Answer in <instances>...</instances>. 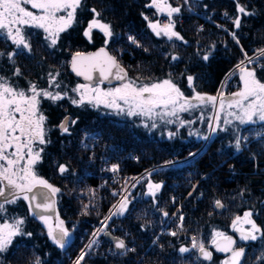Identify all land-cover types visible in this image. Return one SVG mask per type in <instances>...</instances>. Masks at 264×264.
<instances>
[{
    "label": "trees",
    "instance_id": "obj_1",
    "mask_svg": "<svg viewBox=\"0 0 264 264\" xmlns=\"http://www.w3.org/2000/svg\"><path fill=\"white\" fill-rule=\"evenodd\" d=\"M152 2L81 0L75 20L59 34L55 46H50L43 31L25 28L23 34L30 49L42 52L31 61V70L25 66L24 58L32 55H24L22 46L17 49L10 39L0 35V53L5 54L0 56V76L25 90L30 83L39 89L49 84L50 89L64 95L57 101L42 100L46 143L41 145V160L34 171L59 189L55 193L56 212L48 216L54 218L59 214L69 225L76 222L78 204L69 195L74 180L82 176V181L86 179L97 187L105 181L110 192L107 190L109 199L103 203L102 216L88 217L81 222L83 231L87 227L91 229V224H100L119 201L124 179L140 177L129 191L126 212L119 218L114 215V221L108 219L105 227L133 246L134 251L115 253L111 241L101 234V248L97 253L86 252L80 264H220L221 261L223 264V257L216 254L210 261H202L192 248L191 234H198L208 244L215 230H222L225 235L232 233L235 217L243 218L248 211L253 213L251 219L264 230V121L256 120L244 127L225 125L210 132L211 117L206 116L201 123L198 120L200 114L211 115L207 104L183 113V126L173 122L153 129L148 119L141 116L110 112L103 105L93 107L87 102L82 105L72 102L79 99L73 92L79 80L70 74L69 61L77 51L105 45L114 55L110 45L122 43L126 47L121 55L123 63L114 56L128 67L127 80L150 84L171 78L185 96L193 97L196 94L217 96L224 78L238 72L244 66L240 64L245 57L256 58L264 50V0H187L186 3L179 0L181 10L169 22L182 39L171 40L163 33L156 35L151 28L150 22L162 27L158 21L161 6H151ZM239 7H244L248 14L239 13ZM93 9L100 14L101 22L111 26V37H105L97 29L93 30L91 40L84 35L89 22L97 18ZM237 17L241 21L239 28L233 23ZM12 52L16 55L9 58ZM258 60L251 67L256 69V78L264 83V56ZM16 69L20 75L14 74ZM50 73L58 74L55 83L50 80ZM188 76L193 77L191 85ZM121 84H102V87L115 88ZM67 114L71 115V121L67 132H61L58 125ZM145 123L149 126L144 127ZM175 131L176 135L167 137V132ZM85 132L89 136L83 139ZM243 135H254L257 139L249 142L250 147L240 144L237 149L236 141ZM205 136L208 138L204 139ZM102 156L109 157L117 166L115 179L100 168ZM61 165L67 169L63 173L59 171ZM149 184L161 185L159 191L152 189L154 196L149 193ZM173 195L176 200L171 203ZM132 196L138 199L136 204L129 200ZM216 201L223 204L221 212L216 209ZM140 203L155 209L156 215L151 218L146 215L148 212L133 214V210H139ZM4 208L0 223L11 224L22 219L21 230L25 234L13 237L8 249L0 253V264H36L37 261L73 264L85 242L79 248L73 249L74 245H70L62 251L48 234L42 233V215L32 210L30 201L19 198L14 203H6ZM178 213L183 217L181 226H178ZM159 215L165 225L160 220L157 222ZM111 221L116 227L109 228ZM160 225L176 230V235L162 233ZM182 247L189 251L180 252ZM252 251L264 256V237L250 243L246 256ZM258 264H264V259Z\"/></svg>",
    "mask_w": 264,
    "mask_h": 264
},
{
    "label": "snow or ice",
    "instance_id": "obj_2",
    "mask_svg": "<svg viewBox=\"0 0 264 264\" xmlns=\"http://www.w3.org/2000/svg\"><path fill=\"white\" fill-rule=\"evenodd\" d=\"M27 6L38 10V12L34 13ZM80 6L81 0H0V35L10 39L17 49L22 46L24 49L31 51L22 30V26H28L42 29L47 34L45 39L50 41V46H55L59 34L71 27L75 20L76 10ZM151 6L159 7L157 0H153ZM92 11L97 18L90 21L84 35L91 40L93 30L98 29L105 37H111V26L98 19L100 14L95 9ZM179 11L178 7L172 8L169 6L168 16L171 17L172 13ZM238 11L242 14H248L244 7H239ZM59 13H66V15H59ZM233 23L236 28H239L240 18L237 17ZM150 26L158 36L163 33L169 40L173 37L182 39L178 33L172 30L171 22L162 27L157 23L150 22ZM157 29L159 30L157 31ZM133 43H136V41L133 40ZM3 55L5 54L0 53V56ZM8 55L11 58L16 55V52ZM101 56L104 57L103 60L98 59ZM259 56H264V50H261L256 58H249L244 67H240V79L243 82L242 89L234 93L227 101L221 96L217 105L218 98L216 96L200 94L193 97L185 96L171 78L150 84H137L135 81L126 80L124 70L104 48L90 56H83L78 52L71 62L72 71L88 81L93 79L92 72L98 71L101 79L94 87L92 85H79L73 89L74 92L79 93V99H74L72 102L77 105L87 102L93 107L103 105L117 114H125L130 117L143 116L149 120L153 116L160 117L161 120L165 117H176L179 120L178 113L187 112L211 103L217 113L212 123L208 125L212 132L220 127L219 113L221 112L225 116L233 117L240 124L255 123L256 120L264 121V83L256 78V69L248 67V65L256 63ZM203 58L207 60L208 56ZM173 59L177 58L173 57ZM85 61L88 63H85ZM113 68L116 69L115 73L112 71ZM14 74L20 75L21 73L19 69H16ZM55 75L58 74H49L52 83H55ZM109 77L124 82L118 87L104 90L99 85L109 80ZM187 79L191 85L193 77L188 76ZM56 87H59V85H56ZM40 97L52 101L64 98L58 92L53 93L45 89H38L35 83H30L27 90L19 88L7 78L0 76V198H3L0 201V213L5 211L4 205L6 203H14L19 198L30 201L31 207V202L35 201L37 196L40 197L41 202L36 203L35 208L44 213L49 212L51 211V195L59 191L58 188L53 187L46 180L39 178L34 171L35 165L41 160V152L43 151V149L36 148L35 145L46 143L45 116L40 114L38 109ZM165 122L170 124L174 121L168 119ZM232 122V120L227 119L224 121L225 124ZM179 123L183 126L184 121L180 120ZM148 126L147 123L144 124V127ZM155 126V121H153L152 127ZM61 127L65 132L68 130L66 124L61 125ZM172 135L174 133H169V137ZM207 138V136L204 137V139ZM236 147L237 149L240 147L239 140L236 141ZM66 170L65 166H59L61 173ZM117 170V166H113L112 171ZM37 186L49 191L35 192L34 189ZM160 187V184H149V193L154 196L155 193L152 189L159 191ZM21 194L23 195L21 196ZM127 203L128 201L125 198L114 214L122 215L127 210ZM215 206L222 208L223 204L216 201ZM164 215L167 216V213L165 212ZM252 215L251 211L245 212L243 218L237 216L232 223L233 230L239 233V239L242 241H255L260 237H264V230L251 219ZM40 218L44 223H49L50 217L42 215ZM180 219L182 220L183 217L181 216ZM23 223L22 219H17L11 224L0 223V253L8 249L13 237L25 234L21 230ZM242 224H248L250 228L238 227ZM171 234L176 235L175 232ZM26 235H30V233H26ZM48 235L55 243L63 247L65 237L68 235L67 230L63 228V221H60L58 232L49 224ZM235 243L236 241L231 236H227L223 232L215 233L212 245L215 246L217 251L230 254L224 264H241L244 249L242 247L239 249L234 248ZM114 246L116 249L134 251V249L127 248L125 241L122 239H116ZM192 248H198L199 253L205 260H211L212 253L206 250L203 243L198 244L195 238L192 239ZM187 251H189L188 248H180V252ZM84 256L85 253L82 252L77 264H80ZM261 258L264 259V256ZM36 264H39V261Z\"/></svg>",
    "mask_w": 264,
    "mask_h": 264
},
{
    "label": "rangeland",
    "instance_id": "obj_3",
    "mask_svg": "<svg viewBox=\"0 0 264 264\" xmlns=\"http://www.w3.org/2000/svg\"><path fill=\"white\" fill-rule=\"evenodd\" d=\"M183 1V3H186V1L187 0H182ZM157 4L158 5H160L161 6V9L159 10V19H158V21L161 23V25L163 26V25H165V24H167L168 22H169V20L170 19H172L173 18V16L176 14V13H172V15H171V17H169L168 16V7L170 6V7H172V8H176V7H178L180 10H181V6H180V3H179V0H157ZM28 8H29V10H31V11H33L34 13H37L38 12V10H36V9H31V7L30 6H27ZM59 15H66V13H59ZM170 18V19H169ZM101 21V20H100ZM90 23V22H89ZM89 25V24H88ZM36 29H38V28H36ZM39 30H41V31H43L42 29H39ZM98 30V29H97ZM158 31V30H157ZM44 32V31H43ZM44 34H46L45 32H44ZM47 35V34H46ZM88 38V37H87ZM116 40V39H115ZM28 41V40H27ZM28 43H29V41H28ZM30 44V43H29ZM110 48L115 52L114 53V55L116 56V57H118L119 59H120V61H122L121 60V55H123V53H124V50H125V46L124 45H122V43H119L118 45H116V46H113V47H111V45H110ZM39 54V56L41 55V53H38ZM255 57V56H254ZM254 57H247L248 59L249 58H254ZM245 59V58H244ZM243 59V60H244ZM259 60L257 59L256 60V63L258 62ZM122 63H123V61H122ZM256 63H254V64H256ZM254 64H251V65H248V67L250 68L251 66H253ZM125 68H128L126 65H124V64H122ZM240 65H244L245 66V64L244 63H241ZM243 66V67H244ZM251 68H254V67H251ZM236 73H237V75H236ZM236 73H234V74H231V75H229V77H225L224 78V80H223V82H222V84H221V87H220V89H219V91H218V94H217V105H218V103H219V98L221 97V96H223V98L225 99V101H227L228 100V98H230V97H232L233 96V94L234 93H236L237 91H239V90H241L242 89V86H243V82L241 81V79H240V68L238 69V72H236ZM235 75L236 76H238V79H234L235 78ZM16 82L19 84L20 83V81L18 80V79H16ZM237 85H239L238 87H237ZM29 86V85H28ZM79 85H77L75 88H77ZM100 86V85H99ZM50 87V85L48 84L47 85V87H44L43 89H45V90H48V91H51V92H53V93H57V92H55V90H53V89H50L49 88ZM102 89H104V90H107V89H109V88H103L102 86H100ZM230 87H233L232 88V90H230L229 91V88ZM74 88V89H75ZM27 89H28V87H27ZM26 89V90H27ZM39 89V88H38ZM40 89H42V88H40ZM74 92V91H73ZM59 93V92H58ZM76 94H78V96H79V93H77V92H75ZM62 96H64L62 93H60ZM40 100L42 99H46V98H43V97H40L39 98ZM41 100V101H42ZM50 100V99H49ZM52 101V100H51ZM101 106V105H100ZM204 106H206V105H204ZM208 106L210 107V109H211V111H212V113H211V115L209 114H205V115H202V114H200L199 116H198V120L200 121V123L201 122H203V120L205 119V117L207 116V119L208 118H210L211 117V119H210V122H209V124L210 123H212V121H213V118L215 117V115L217 114L216 113V109H214L213 107H212V105H211V103L210 104H208ZM38 109H39V113L40 114H43V111L41 112L40 111V107H39V105H38ZM110 110V112H114L113 110H111V109H109ZM207 111H208V108H207ZM183 113H185V112H180V113H178L177 115H178V117H179V120H177V118L176 117H165L163 120H161V118L160 117H156V116H153V118L151 119V120H149L148 118H146V117H143V116H141L143 119H148V121L150 122V124H151V128H153V129H156V128H162V127H167V126H169L170 124L169 123H166L165 121L166 120H168V119H172L173 121H174V123H178V124H180L179 123V121L180 120H183ZM44 115V114H43ZM210 116V117H209ZM232 120L233 122L232 123H229V124H225L224 123V121L225 120ZM153 121H155V127H152V123H153ZM219 123H220V127L219 128H225V125L227 126V125H235V124H239V125H241L242 127H244V126H246L248 123H245V124H240L238 121H235L234 119H233V117H229V116H225V114L224 113H219ZM187 123H185V125H186ZM208 124V125H209ZM190 125H191V123H190ZM47 129V125L46 124H44V129ZM45 129V130H46ZM210 132H212V131H210ZM169 133H174V135H176V131L175 132H167V137H169ZM89 135L87 134V132H85L84 133V135H83V139L85 138V137H88ZM240 144H241V146L242 147H245V146H247V144H246V140L244 139V135L241 137V140H240ZM40 145V144H39ZM92 161H95L94 159H92ZM86 173L87 174H92L90 171H86ZM39 178H41V177H39ZM191 177L190 176H188V179H190ZM42 179H44V180H46L49 184H51L50 183V180H48V179H45V178H42ZM138 179H140V177H136V178H134L133 180H131V178H126V179H124V183L123 184H125V187H123V190L121 191L122 193H121V197H120V199H119V201L117 202V204L119 203V202H122V201H124V199L126 198L127 200H128V197H129V191H130V189L132 188V185L138 180ZM189 183H187V185H188ZM52 185V184H51ZM175 185V184H174ZM177 185V184H176ZM53 186V185H52ZM53 187H55V186H53ZM109 188L110 187H108L107 185H106V183H105V181H102L99 185H98V187L97 186H92V185H90L89 183H88V181L86 180V179H84L83 181H82V176H77V178L74 180V184H72V186L70 187V191H69V195H72L75 199H76V201H77V204H78V206H77V210H78V212H77V218H76V222H73V223H71L70 225L68 224V220H66V221H64V220H62L61 219V217L59 216V214H56V216L54 217V218H51L50 217V220H49V223L48 224H46V223H44V221L42 220V219H40V222H41V225L43 226V228H44V230L42 231V233H46V234H48V230H49V224L51 225V227L54 229V230H57V229H59L60 228V221H63V228L64 229H66L67 230V232H68V235L66 236V241L64 242V246L63 247H61L59 244H57V246H59V248H61L62 249V251L63 250H65L68 246H72L73 247V245H74V247H73V249H76V248H79L80 247V244L81 243H84L85 242V244H84V246H82L83 248L81 249V251H80V253H79V255H78V257L76 258V260L75 261H73V264H76L77 263V261L79 260V257H80V254L83 252V253H86V252H91V250L92 251H95L94 249V247L96 246V244L98 243V241H97V239H100V235L101 234H103L104 233V229H105V227H106V225H108L109 223V221L107 222V220L109 219H111V218H113L114 217V215H115V217H120V216H122V215H120V214H114V213H116L117 212V210H115L116 209V205L115 206H113L110 210H109V213L107 214V216H106V218L100 223V224H98V225H96V224H91V229H89L88 227L87 228H85L84 229V231H83V229L81 228V222L82 221H84L86 218H88V217H97V218H100L101 216H102V214H101V212H103V209H104V205H103V203H104V201H107L108 199H109V197H108V195H107V190L109 191ZM59 192V191H58ZM58 192L56 193V194H58ZM68 191L66 190V193H67ZM110 192V191H109ZM106 199V200H105ZM134 200V203L136 204V202H137V200L138 199H136L134 196H132V198H129V200ZM176 200V196L175 195H173L172 197H171V199H170V201H171V203H173L174 201ZM179 202H180V200H179ZM121 204V203H120ZM128 204V203H127ZM145 204V203H144ZM128 206V205H127ZM139 210H137V209H135V210H133L132 211V213L133 214H135V215H137V214H142V212L144 213V215H145V212H148V213H146V215H148V217H150L151 216V218H153V216L154 215H156L155 213H157L156 212V210L155 209H153L152 207H151V209L149 210L147 207H145V206H142V204L140 203L139 204ZM179 207V206H178ZM177 207V210L179 209H181L180 207L178 208ZM149 210V211H148ZM151 214H153V215H151ZM46 216V215H45ZM177 216L179 217V220H178V226H181V223H182V220L180 219V217L182 216V214H177ZM49 217V216H48ZM160 217H161V215H159V217L158 218H156L158 221V223H160V221H161V223H163L162 222V220L164 219H160ZM160 220V221H159ZM112 221H114V218H113V220ZM112 221H111V223H110V225H109V228H114V227H116L113 223H112ZM152 222H156V221H152ZM104 223L106 224V225H104ZM163 225H165L164 223H163ZM163 225H162V227H161V225H160V228H161V231H162V233H163V231H164V233H166V234H168V235H172V234H170V233H173V232H176V230H172V229H168L169 230V232H168V230L166 229V227H163ZM117 226L118 227H121V225H120V223H118L117 224ZM238 227H243L244 229H248V228H250V225H248V224H242V225H238ZM232 230H233V228H232ZM173 231V232H172ZM83 232V233H82ZM216 232H223L222 230H215L214 231V233H213V237H214V235H215V233ZM224 234H226V232H223ZM258 235V234H257ZM50 237V236H49ZM213 237L210 239V241L208 242V244L202 239V240H200L199 239V237H198V234H196V233H193V234H191V238L193 239V238H195L196 239V241L198 242V244L199 243H203L204 244V246L205 247H207V246H209L211 243H212V239H213ZM51 238V237H50ZM52 239V238H51ZM53 240V239H52ZM54 241V240H53ZM97 242V243H96ZM53 243H55V242H53ZM127 243V242H126ZM127 248H129V249H131V246L130 245H128L127 244ZM196 251L198 250V248H194ZM98 251H95V253H97ZM130 251H124V253L123 254H127V253H129ZM107 253H110V251L108 250L107 251ZM263 255H255V253H254V251H252L250 254H248L246 257H245V260H244V262H243V264H258L259 263V261L260 260H262V257ZM213 264H216V263H213ZM220 264H222V261L220 262Z\"/></svg>",
    "mask_w": 264,
    "mask_h": 264
},
{
    "label": "water",
    "instance_id": "obj_4",
    "mask_svg": "<svg viewBox=\"0 0 264 264\" xmlns=\"http://www.w3.org/2000/svg\"><path fill=\"white\" fill-rule=\"evenodd\" d=\"M101 48H104L105 51H106L110 56L114 57V58L116 59V61L119 63L118 59H117V58H116V57L110 52L109 48H108L107 46H105V45H101V46H98V47H96V48H94V49H91V50L77 51V52L73 53V54L70 56V61H69V72H70V74H71L73 77H75L76 79H78L79 81H81L82 83L86 84V85H92V86H95L97 83H99L101 77H100V73H99L98 71H94V72H92L93 79H92L91 81H88V80H85L83 76H77L76 73L72 71V65H71V62H72L73 57H74V56L76 55V53H78V52L81 53L83 56H90V55H93V54L99 52ZM98 59H99V60H103L104 57L101 56V57H99ZM85 63H88V62L85 61ZM119 65H120V67L124 70V73H126V80H127V78H128V71H127L126 68H125L124 66H122L120 63H119ZM112 71L115 73V72H116V69L113 68ZM109 81H111V82H109ZM123 82H124V81L114 79L113 77H109V80L104 81L103 84H106V85H117V84H120V83H123ZM70 120H71V116H70V114H67V115L61 120V122L59 123V125H58L59 130L63 132L64 130H63V128L61 127V125H65V124H66V126H67V128H68L69 123H70ZM34 191H35V192H41V191L48 192L49 190H48V189H43L41 186H37V187L34 189ZM29 196H31V194H29ZM40 202H41V199H40L39 196H37V199H36L35 201H32V202H31V204H32L31 208H32V210H33L37 215H46V216H48V215H54V214H55V212H56V195H55V194H54V195H51V199H50V203H51V211L44 213V212H41L40 209L35 208V204H36V203H40ZM216 209H217V211L221 212V211L223 210V207H222V208H218V207H216ZM55 231L58 232L59 229H57V230H55ZM227 236H231V237L236 241V243H235V245H234V248L239 249V248L242 247V248L244 249V256L241 258V264H243L244 259H245V256H246V254H247V252H248V250H249V245H250V243H251L252 241H242V240H240V239H239V233L236 232V231H234V230L232 231V233L227 234ZM104 237H105V239L111 241L115 253L120 254V253H123V252L125 251V250H123V249H116L115 246H114V242H115V240H116V239H122L121 237H119V236L113 234V233H112L111 231H109V230H106V231L104 232ZM122 240H123V239H122ZM65 241H66V237H65ZM125 244H126V242H125ZM238 245H240V246H238ZM205 248H206L207 251H210V252L212 253V257H213L214 254L222 256V257L224 258V259H223V264H224V261H225L226 259H228L229 255H230L229 253H225V252H219V251H217L216 248H215V246L212 245V244H211L210 246L205 247ZM197 253H198L199 258H200L202 261H205V262L210 261V260H205V259L201 256V254L199 253L198 250H197ZM211 259H212V258H211Z\"/></svg>",
    "mask_w": 264,
    "mask_h": 264
},
{
    "label": "built area",
    "instance_id": "obj_5",
    "mask_svg": "<svg viewBox=\"0 0 264 264\" xmlns=\"http://www.w3.org/2000/svg\"><path fill=\"white\" fill-rule=\"evenodd\" d=\"M247 60H248V58L247 57H245V59L241 62V63H244V64H246V62H247ZM101 138V137H100ZM244 139L246 140V144H247V147L249 146L250 147V145H249V142L251 141H253V140H255V139H257L254 135H245L244 136ZM102 140V139H101ZM250 142V143H251ZM136 158V157H135ZM134 158V159H135ZM92 159H94L95 160V158H92ZM100 168H102V170L103 171H105V172H107V173H109L110 175H112L113 177V179H115V177L118 175V170L117 171H112V168H113V166H115L112 162H111V160H110V158L109 157H107V156H102L101 157V159H100ZM128 178V177H127ZM120 204V203H119ZM118 206V205H117ZM104 225H106L105 223H104ZM168 232H169V230H168ZM173 232V231H172ZM171 234V233H170ZM97 241H98V243L96 244V246L94 247L95 249V251H98L100 248H101V246H102V244H103V239L102 238H100V239H97ZM131 249H134V247L133 246H131ZM94 251V252H95Z\"/></svg>",
    "mask_w": 264,
    "mask_h": 264
},
{
    "label": "flooded vegetation",
    "instance_id": "obj_6",
    "mask_svg": "<svg viewBox=\"0 0 264 264\" xmlns=\"http://www.w3.org/2000/svg\"><path fill=\"white\" fill-rule=\"evenodd\" d=\"M28 26H22V30H24L25 28H27ZM25 36V35H24ZM36 36V35H35ZM36 39V38H35ZM27 40V39H26ZM28 42V41H27ZM24 55H28V54H30V55H32V57H27V56H25V58H24V64H25V66H29L28 67V70H31L32 69V66H31V61H33V59H36V57H38V53H41V55H42V52L40 51V50H38V49H35L34 48V50H32L31 49V51H29L28 49H24V51L22 52ZM27 61H29V62H27ZM23 82H25V81H23ZM103 84V83H102ZM102 84H100V86H102ZM78 85H86V84H84V83H82L81 81H79V84ZM24 86H26V85H24ZM94 87V86H93ZM42 100V99H41ZM40 100V103H39V107H40V111L42 112V101ZM71 116V115H70ZM71 121V120H70ZM45 122V121H44ZM68 129V128H67ZM62 132V131H61ZM63 132H65V131H63ZM67 132V131H66ZM35 147L36 148H39V149H41V145H39L38 143L35 145ZM124 240V239H123ZM125 241V240H124ZM126 242V241H125ZM127 244V243H126ZM238 246H240V245H238ZM224 259V258H223Z\"/></svg>",
    "mask_w": 264,
    "mask_h": 264
}]
</instances>
